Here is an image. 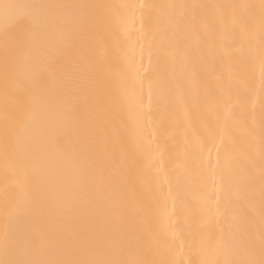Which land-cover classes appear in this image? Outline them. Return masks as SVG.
Masks as SVG:
<instances>
[{
  "label": "snow or ice",
  "instance_id": "1",
  "mask_svg": "<svg viewBox=\"0 0 264 264\" xmlns=\"http://www.w3.org/2000/svg\"><path fill=\"white\" fill-rule=\"evenodd\" d=\"M0 264H264V0H0Z\"/></svg>",
  "mask_w": 264,
  "mask_h": 264
},
{
  "label": "bare ground",
  "instance_id": "2",
  "mask_svg": "<svg viewBox=\"0 0 264 264\" xmlns=\"http://www.w3.org/2000/svg\"><path fill=\"white\" fill-rule=\"evenodd\" d=\"M99 2H161V0H99ZM254 2H258V0H254ZM145 66H147V60L145 59ZM145 93L147 94V86L145 87ZM147 103V101H146ZM178 115L182 118V113H178ZM181 141V137L173 134V138L169 140V145L174 147L177 143ZM212 160H215V153L212 154ZM161 180H163V175L161 176ZM165 192L167 191V184L164 185Z\"/></svg>",
  "mask_w": 264,
  "mask_h": 264
}]
</instances>
